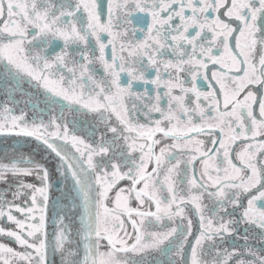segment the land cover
<instances>
[{
    "label": "snow or ice",
    "instance_id": "snow-or-ice-1",
    "mask_svg": "<svg viewBox=\"0 0 264 264\" xmlns=\"http://www.w3.org/2000/svg\"><path fill=\"white\" fill-rule=\"evenodd\" d=\"M0 143V264H264V0H0Z\"/></svg>",
    "mask_w": 264,
    "mask_h": 264
},
{
    "label": "flooded vegetation",
    "instance_id": "flooded-vegetation-1",
    "mask_svg": "<svg viewBox=\"0 0 264 264\" xmlns=\"http://www.w3.org/2000/svg\"><path fill=\"white\" fill-rule=\"evenodd\" d=\"M62 47L61 41H54L53 46L49 49V55L54 54V51H59ZM123 83H126V79L122 80Z\"/></svg>",
    "mask_w": 264,
    "mask_h": 264
},
{
    "label": "water",
    "instance_id": "water-1",
    "mask_svg": "<svg viewBox=\"0 0 264 264\" xmlns=\"http://www.w3.org/2000/svg\"><path fill=\"white\" fill-rule=\"evenodd\" d=\"M5 147L3 143H0V150H2Z\"/></svg>",
    "mask_w": 264,
    "mask_h": 264
}]
</instances>
